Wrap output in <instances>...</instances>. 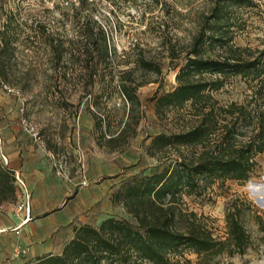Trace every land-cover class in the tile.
Returning <instances> with one entry per match:
<instances>
[{"label": "rangeland", "instance_id": "1", "mask_svg": "<svg viewBox=\"0 0 264 264\" xmlns=\"http://www.w3.org/2000/svg\"><path fill=\"white\" fill-rule=\"evenodd\" d=\"M91 1L92 16L72 20L62 16L60 0H0V50L6 44L0 52V165L6 167L1 146H15L30 165L42 166L43 178L55 177L64 190L82 180L93 186L99 200L89 221L72 222V227L97 225L108 216L133 221L123 205L110 202L113 187L135 173L157 171L163 160L178 152L196 157L220 138L229 103L243 104L246 110L254 106L255 82L236 76L200 102L156 109V96L176 85L179 66L196 32L208 26L216 0ZM251 2L228 8L229 25L222 30L232 47L264 49V0ZM78 22L106 30L110 55L95 67L78 49L83 37ZM204 52L207 57L222 54L217 46ZM141 60L159 71L143 68ZM123 83L133 100L118 90ZM208 110L215 116L216 129L206 144L155 155L146 152L154 135L187 130ZM254 161L247 180L214 181L201 195H182L176 204L179 229L197 226L216 239L226 237L225 210L235 205L241 210L249 234L244 253L204 264H264V152ZM68 233L66 229L62 242L51 235V245L65 244L72 237ZM176 256L197 262L190 250Z\"/></svg>", "mask_w": 264, "mask_h": 264}, {"label": "trees", "instance_id": "2", "mask_svg": "<svg viewBox=\"0 0 264 264\" xmlns=\"http://www.w3.org/2000/svg\"><path fill=\"white\" fill-rule=\"evenodd\" d=\"M60 2L62 16L72 20L92 16L95 9L91 0ZM251 3V0L215 1L210 8L208 26L196 32L184 62L179 66L175 75L176 85L156 96L155 104L158 110L195 104L208 92L221 89L226 79L239 76L255 82L252 110H246L243 104L229 103L224 109L228 114L224 115L220 138L213 146L203 149L194 158L178 152L174 158L163 160L157 171L135 173L113 187L109 194L110 202L123 205L133 221L108 216L97 225H75L72 237L59 254H44L24 264H204L218 256L244 253L249 234L241 221L239 207L235 205L225 210L226 237L216 239L197 226L186 231L179 229L176 204L182 195H201L214 181L247 180L255 165L254 157L264 152V49L232 47L230 38L222 30L229 25L230 6H249ZM75 25L83 36L78 49L85 61L91 59L95 67L100 60L108 59L110 46L104 26L85 22ZM53 43L51 47L55 49ZM208 46L220 47L222 54L218 57L204 56ZM5 48L6 44L0 52ZM141 63L145 69L159 71L149 61L141 60ZM205 74L214 77L204 79ZM112 87L116 90L115 86ZM118 90L133 100V93L124 83L118 85ZM215 126V116L208 110L197 124L187 130L154 135L146 152L155 155L170 148L204 145ZM239 136H243V140L237 142ZM11 174L0 165V198L13 194L14 177ZM184 250L195 253L197 262L176 256L182 255Z\"/></svg>", "mask_w": 264, "mask_h": 264}, {"label": "crops", "instance_id": "3", "mask_svg": "<svg viewBox=\"0 0 264 264\" xmlns=\"http://www.w3.org/2000/svg\"><path fill=\"white\" fill-rule=\"evenodd\" d=\"M1 149L5 166L14 177V190L12 195L0 198V264H24L46 253L59 254L64 244L55 248L49 237L58 235L62 242L66 229L68 236L72 235V222L89 221L90 210L99 200L95 188L82 184V180L64 190L57 186L55 177L43 178L42 166L30 165L18 147L2 145ZM18 180L24 182L25 188ZM25 189L29 193L27 206L18 209L25 199ZM18 249L25 252L16 255Z\"/></svg>", "mask_w": 264, "mask_h": 264}, {"label": "built area", "instance_id": "4", "mask_svg": "<svg viewBox=\"0 0 264 264\" xmlns=\"http://www.w3.org/2000/svg\"><path fill=\"white\" fill-rule=\"evenodd\" d=\"M32 130V127L28 129V131H31ZM1 158L4 160V162H6V157L5 155H1ZM19 184L25 188V185H24V182L22 180H18ZM83 184H85V181L82 182ZM24 196H25V199L23 202H21L20 204H18V209H22L24 206H27V200L29 199V193L27 192V190L25 189L24 190ZM25 250H17L15 251V254L18 255L19 253H24Z\"/></svg>", "mask_w": 264, "mask_h": 264}]
</instances>
